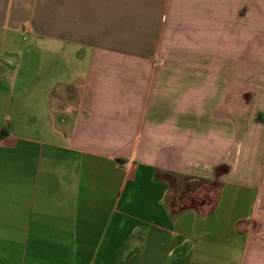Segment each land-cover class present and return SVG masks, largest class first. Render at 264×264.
Segmentation results:
<instances>
[{
  "label": "crops",
  "instance_id": "1",
  "mask_svg": "<svg viewBox=\"0 0 264 264\" xmlns=\"http://www.w3.org/2000/svg\"><path fill=\"white\" fill-rule=\"evenodd\" d=\"M261 112L264 0H0V264H264Z\"/></svg>",
  "mask_w": 264,
  "mask_h": 264
},
{
  "label": "rangeland",
  "instance_id": "2",
  "mask_svg": "<svg viewBox=\"0 0 264 264\" xmlns=\"http://www.w3.org/2000/svg\"><path fill=\"white\" fill-rule=\"evenodd\" d=\"M257 119L261 123L260 128L254 126L249 128V138L242 147L240 168L248 173L244 178L245 183L255 184V189L249 191L251 198L254 199L259 196L249 226L252 232V244L258 245L260 242L264 245V112H261ZM221 170L223 169L220 168L219 171ZM218 186L217 181L188 180L185 184L179 185L178 193L184 195L187 202L194 203V201L198 202L199 199L215 198V191ZM244 199L247 201V197ZM240 225L246 227L247 222H242Z\"/></svg>",
  "mask_w": 264,
  "mask_h": 264
}]
</instances>
